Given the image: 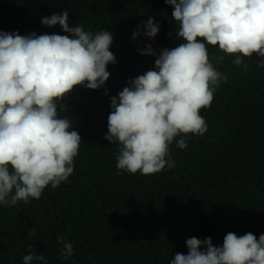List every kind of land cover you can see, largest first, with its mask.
I'll return each mask as SVG.
<instances>
[{
	"label": "trees",
	"instance_id": "obj_1",
	"mask_svg": "<svg viewBox=\"0 0 264 264\" xmlns=\"http://www.w3.org/2000/svg\"><path fill=\"white\" fill-rule=\"evenodd\" d=\"M63 11L70 27L111 32L117 62L107 66L110 77L101 88L77 86L58 101V117L82 140L74 172L57 188L47 186L39 200L0 205V264H23L29 246L48 264H170L176 253L188 254L192 237L222 246L230 232L264 234V68L257 66L264 57H243L245 72L233 55L208 45L210 55L224 56L216 67L226 79L211 107L200 111L207 132L189 134L183 150L170 145L174 168L117 174L119 144L103 138L110 98L130 79L156 70V56L138 49L151 44L158 56L183 42L175 34L179 25L165 0H0V31L70 35L41 23ZM149 18L160 24L152 39L144 35ZM58 235L73 245L67 261Z\"/></svg>",
	"mask_w": 264,
	"mask_h": 264
},
{
	"label": "clouds",
	"instance_id": "obj_2",
	"mask_svg": "<svg viewBox=\"0 0 264 264\" xmlns=\"http://www.w3.org/2000/svg\"><path fill=\"white\" fill-rule=\"evenodd\" d=\"M178 22L177 47L157 56L151 44L138 49L153 55L155 69L128 81L111 97L108 131L103 137L119 144L117 174L152 175L174 168L170 145L187 148L189 134L203 136L208 126L200 114L210 108L221 80L216 65L224 56L210 55L208 45L233 55V63L248 66L243 57H264V0H165ZM67 11L42 18L47 27L60 25L70 35L35 32L22 36L0 31V205L16 206L39 200L44 189L57 188L74 172L81 136L72 123L59 118L58 101L75 87L96 90L110 77L109 64L117 62L110 51L113 34L96 33L83 26L70 27ZM159 22L149 18L144 35L154 38ZM139 35L134 32L133 39ZM264 68V61L258 62ZM107 95V90L105 91ZM180 137V139H176ZM33 228L29 235H34ZM60 256L75 253L64 235ZM188 254L176 253L170 264H264V234L228 233L222 246L211 238L186 241ZM203 249V250H201ZM23 264H48L32 246Z\"/></svg>",
	"mask_w": 264,
	"mask_h": 264
}]
</instances>
